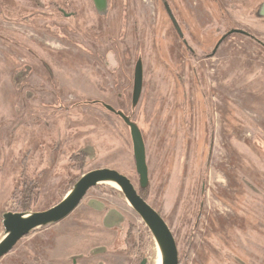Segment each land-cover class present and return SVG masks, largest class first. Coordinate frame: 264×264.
Masks as SVG:
<instances>
[{
	"label": "rangeland",
	"instance_id": "374dc122",
	"mask_svg": "<svg viewBox=\"0 0 264 264\" xmlns=\"http://www.w3.org/2000/svg\"><path fill=\"white\" fill-rule=\"evenodd\" d=\"M260 1L108 0L100 16L91 0H0V214L19 210L29 182L30 210L43 211L94 169L139 191L133 124L145 145L142 194L172 232L178 264H264V48L234 33L211 55L231 30L264 44ZM114 213L118 230H98ZM43 232L0 264H41L34 248L50 237L70 251L65 264H106L118 250L127 264L156 263L151 233L109 184ZM98 233L118 237L92 248Z\"/></svg>",
	"mask_w": 264,
	"mask_h": 264
},
{
	"label": "water",
	"instance_id": "95a60500",
	"mask_svg": "<svg viewBox=\"0 0 264 264\" xmlns=\"http://www.w3.org/2000/svg\"><path fill=\"white\" fill-rule=\"evenodd\" d=\"M91 1L94 10L98 15H106L108 10V0ZM167 12L173 25L178 29L177 24L171 16L168 8ZM178 31L180 30L178 29ZM234 33L246 34L241 30L229 31L226 36L219 40L211 55H214L219 45L227 36ZM141 77L142 65L140 61H137L134 73V103L137 102L141 91ZM118 115L124 121H127L122 113H118ZM128 125L132 141L135 170L139 178L140 187L145 188L148 181V169L143 137L136 125ZM106 183H114L117 185L127 203L149 230L158 247L161 264H178V250L175 238L160 213L139 195L132 182L126 176L115 170L107 168L94 169L83 174L75 182L70 191L66 193V195L57 204L46 210L30 212L27 214L10 211L3 213L2 228L4 237L0 240V259L10 253L15 245L24 237L66 219L83 201L88 191L100 184ZM106 216L107 215H104L102 219L103 224H105V221L108 220V224L106 226L110 225L112 222L119 221V217L115 213L110 215L108 218H106ZM99 249L100 248H96V251H99ZM145 263L146 261L142 260L140 264Z\"/></svg>",
	"mask_w": 264,
	"mask_h": 264
},
{
	"label": "crops",
	"instance_id": "0c3cea01",
	"mask_svg": "<svg viewBox=\"0 0 264 264\" xmlns=\"http://www.w3.org/2000/svg\"><path fill=\"white\" fill-rule=\"evenodd\" d=\"M7 212H9V211H7ZM10 212H13V211H10ZM2 214H0V226L1 227H2ZM116 224H118V221L117 222H112L110 225L106 226V228L103 227V228H99L98 230H102V231H104L106 233L108 232L109 234L110 233H114L115 231L118 230L116 228ZM49 227L50 226H48L47 228L40 229L37 232H34L31 236L27 237L26 239H28L29 241H34L36 239L37 233H40L42 231L45 232V231L49 230ZM106 233L103 234V235L101 233H98V235H96L94 237H90V238H92V241H93V239H94L95 242L96 241H99V242L102 241V243H99V242L98 243H93L91 245L92 248L96 244H97L96 246H104V247L109 246V244L110 245H114V243L116 241V237H118V236H113V239H111L109 241V237L110 236L107 235ZM68 236L69 235H61L59 237H62V238L64 237L65 238V237H68ZM118 244H120L119 241H118ZM36 246L37 247H35L34 249H37V258H39V262H42L41 264H62V263L65 264L66 262L64 263V260H66L65 258H67V256L70 254L69 253L70 251H68V250L66 251L65 248H63L64 249V251H63V249L60 248V243L57 240V238L50 237L44 243L43 242H39V243L37 242ZM118 252H120V250H118ZM118 252H117V254H114V252H112V254L105 255V257H107V258H106V261H104V262L106 264H108V261L113 263V264H127L123 260V257Z\"/></svg>",
	"mask_w": 264,
	"mask_h": 264
},
{
	"label": "trees",
	"instance_id": "16d2710c",
	"mask_svg": "<svg viewBox=\"0 0 264 264\" xmlns=\"http://www.w3.org/2000/svg\"><path fill=\"white\" fill-rule=\"evenodd\" d=\"M36 188H37L36 184L34 185L32 182H29L26 184V187L24 188V190L22 192V198L20 201V208L17 212L24 213V214L31 212V210H30V209H32L31 206L37 201ZM143 191H144V189L140 188L138 193L144 199L143 194H142Z\"/></svg>",
	"mask_w": 264,
	"mask_h": 264
},
{
	"label": "flooded vegetation",
	"instance_id": "af4514ba",
	"mask_svg": "<svg viewBox=\"0 0 264 264\" xmlns=\"http://www.w3.org/2000/svg\"><path fill=\"white\" fill-rule=\"evenodd\" d=\"M7 2H9V1H7ZM3 13V12H2ZM6 13H8V12H5V14ZM257 14H258V16H259V18H262V19H264V0H261L260 2H259V7H258V10H257ZM1 15V14H0ZM71 16H72V14H71ZM70 16V17H71ZM8 17V16H7ZM7 17H5V18H7ZM236 34H238V33H236ZM240 35H242V36H244V37H246V38H248V39H250L251 41H254L255 43H257L260 47H262V48H264V44H262L261 42H259V40H257L254 36H252L251 34H249V33H246V34H240ZM109 185H111V186H113V187H115L116 189H118L115 185H113V184H109Z\"/></svg>",
	"mask_w": 264,
	"mask_h": 264
},
{
	"label": "bare ground",
	"instance_id": "6f19581e",
	"mask_svg": "<svg viewBox=\"0 0 264 264\" xmlns=\"http://www.w3.org/2000/svg\"><path fill=\"white\" fill-rule=\"evenodd\" d=\"M106 184H113V185H115L114 183H106ZM115 186L117 187V185H115ZM155 264H161L159 250H157V258H156V263Z\"/></svg>",
	"mask_w": 264,
	"mask_h": 264
}]
</instances>
